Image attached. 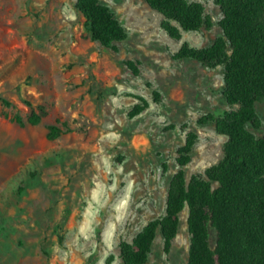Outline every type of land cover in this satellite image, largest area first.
I'll return each instance as SVG.
<instances>
[{
	"label": "rangeland",
	"instance_id": "1",
	"mask_svg": "<svg viewBox=\"0 0 264 264\" xmlns=\"http://www.w3.org/2000/svg\"><path fill=\"white\" fill-rule=\"evenodd\" d=\"M101 1L127 31L114 47L92 39L76 0H0V94L13 102L0 103V264H123L119 242L165 213L186 133L187 182L222 156L227 136L203 119L230 108L223 66L174 57L222 35L214 0H189L212 24L178 40L145 0ZM24 100L44 107L38 124ZM255 109L261 136L264 98ZM53 123L67 130L49 139ZM188 212L168 250L156 231L144 264H187Z\"/></svg>",
	"mask_w": 264,
	"mask_h": 264
},
{
	"label": "trees",
	"instance_id": "2",
	"mask_svg": "<svg viewBox=\"0 0 264 264\" xmlns=\"http://www.w3.org/2000/svg\"><path fill=\"white\" fill-rule=\"evenodd\" d=\"M145 1L163 15L161 27L172 39H180L182 31L212 24L200 2ZM214 3L222 14V35L203 47L184 41L174 57L194 59L207 68L223 66V96L230 108L221 116L203 119L214 121L216 130L227 136L222 156L187 182L183 168L197 134L192 130L186 133L178 149L179 170L168 186L165 213L148 222L132 243L119 242L123 264H144L157 230L168 250L185 206L191 235L187 264H264V134L256 136L250 130L261 126L255 103L264 98V0ZM75 6L92 39L102 46L114 47L126 39L125 27L101 0H76ZM24 102L31 108L26 122L38 124L46 114L44 107ZM0 103L13 104L1 94ZM143 108L137 106L132 114ZM14 119L22 122L17 114ZM66 130L57 123L49 124L47 138H57Z\"/></svg>",
	"mask_w": 264,
	"mask_h": 264
}]
</instances>
